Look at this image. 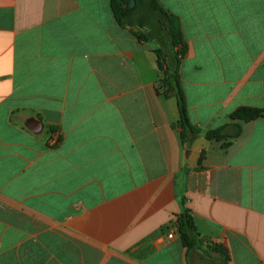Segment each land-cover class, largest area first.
Masks as SVG:
<instances>
[{"label":"crops","instance_id":"0c3cea01","mask_svg":"<svg viewBox=\"0 0 264 264\" xmlns=\"http://www.w3.org/2000/svg\"><path fill=\"white\" fill-rule=\"evenodd\" d=\"M159 1L189 122L263 107L264 0ZM155 47L110 0H0V264H264V117L186 147Z\"/></svg>","mask_w":264,"mask_h":264},{"label":"trees","instance_id":"16d2710c","mask_svg":"<svg viewBox=\"0 0 264 264\" xmlns=\"http://www.w3.org/2000/svg\"><path fill=\"white\" fill-rule=\"evenodd\" d=\"M110 0V7L116 22L121 26L130 27L133 34L141 41H154L156 47L152 51L156 55L159 70L162 73L160 87L166 95H173L178 109L180 136L186 147L200 133L208 139L218 141L227 140L223 146H228L231 139L239 136L240 122H249L264 117V106H238L228 118V124L204 132L191 124L186 115V103L180 85L179 66L186 52V43L182 32L179 17L169 12L159 0ZM228 127L233 128L232 132ZM203 155L198 162H201ZM177 226L180 238L184 244H190L195 232L191 214L184 210L177 217Z\"/></svg>","mask_w":264,"mask_h":264},{"label":"water","instance_id":"95a60500","mask_svg":"<svg viewBox=\"0 0 264 264\" xmlns=\"http://www.w3.org/2000/svg\"><path fill=\"white\" fill-rule=\"evenodd\" d=\"M127 2H128V0L125 1V4H127ZM133 4H134V0H130L129 6H133Z\"/></svg>","mask_w":264,"mask_h":264},{"label":"built area","instance_id":"2783aa9c","mask_svg":"<svg viewBox=\"0 0 264 264\" xmlns=\"http://www.w3.org/2000/svg\"><path fill=\"white\" fill-rule=\"evenodd\" d=\"M168 237H173L174 236V233L173 232H170V233H168V235H167Z\"/></svg>","mask_w":264,"mask_h":264}]
</instances>
